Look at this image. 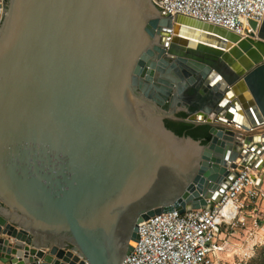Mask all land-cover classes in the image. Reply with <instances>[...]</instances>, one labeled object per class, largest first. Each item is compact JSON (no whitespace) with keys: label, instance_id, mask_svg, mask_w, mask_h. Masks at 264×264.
<instances>
[{"label":"water","instance_id":"water-1","mask_svg":"<svg viewBox=\"0 0 264 264\" xmlns=\"http://www.w3.org/2000/svg\"><path fill=\"white\" fill-rule=\"evenodd\" d=\"M3 4L2 263L121 264L139 224L209 208L237 170L264 167V134H250L264 123V19L242 39L151 0Z\"/></svg>","mask_w":264,"mask_h":264},{"label":"built area","instance_id":"built-area-1","mask_svg":"<svg viewBox=\"0 0 264 264\" xmlns=\"http://www.w3.org/2000/svg\"><path fill=\"white\" fill-rule=\"evenodd\" d=\"M165 16L188 17L210 24L245 39L256 36L264 19V0H151ZM0 14L5 7L0 0ZM251 169L237 170L218 203L206 209L180 213L172 210L150 217L138 226V239L121 264H219V243L223 226L234 223L242 207V197L255 195ZM236 205V212L225 206Z\"/></svg>","mask_w":264,"mask_h":264},{"label":"rangeland","instance_id":"rangeland-1","mask_svg":"<svg viewBox=\"0 0 264 264\" xmlns=\"http://www.w3.org/2000/svg\"><path fill=\"white\" fill-rule=\"evenodd\" d=\"M250 134H264V126ZM251 172L262 181L254 196L240 198L237 220L221 228L219 264H264V167Z\"/></svg>","mask_w":264,"mask_h":264},{"label":"trees","instance_id":"trees-1","mask_svg":"<svg viewBox=\"0 0 264 264\" xmlns=\"http://www.w3.org/2000/svg\"><path fill=\"white\" fill-rule=\"evenodd\" d=\"M177 117L185 118V114L179 113ZM164 123L165 127L175 133L177 136L191 137L196 141H200L202 145H206L211 138L209 134L210 127L205 125L193 126L174 121H165Z\"/></svg>","mask_w":264,"mask_h":264},{"label":"bare ground","instance_id":"bare-ground-1","mask_svg":"<svg viewBox=\"0 0 264 264\" xmlns=\"http://www.w3.org/2000/svg\"><path fill=\"white\" fill-rule=\"evenodd\" d=\"M217 35H219V34H217ZM220 36V35H219ZM188 39L189 40H192V41H195V43L197 42V43H201V44H203V45H205V46H208V47H213V48H221V49H223L224 48V46L226 45H222V41L220 40V39H218V38H215V37H211V36H209V37H202V38H200V36H196V38H194V37H188ZM259 125V126H258ZM264 126V123L262 124V123H258L257 125H255V127H251L252 129L251 130H256V129H258L259 127H263ZM252 131V132H253ZM257 135H259V134H256V136ZM257 171V170H256ZM258 172V171H257ZM252 175H254L253 176V183H254V185L257 187V183H256V179H257V175H256V173H253ZM260 180H262V179H260ZM257 181H259V180H257ZM236 205L235 204H228V205H226L225 206V211L226 212H228V211H233V212H236ZM131 244H132V242H131Z\"/></svg>","mask_w":264,"mask_h":264},{"label":"crops","instance_id":"crops-1","mask_svg":"<svg viewBox=\"0 0 264 264\" xmlns=\"http://www.w3.org/2000/svg\"><path fill=\"white\" fill-rule=\"evenodd\" d=\"M259 180V181H257ZM262 180L259 179L258 175H257V179H256V183H257V187L259 186V184L261 183ZM0 264H4L0 261ZM8 264V263H7Z\"/></svg>","mask_w":264,"mask_h":264},{"label":"flooded vegetation","instance_id":"flooded-vegetation-1","mask_svg":"<svg viewBox=\"0 0 264 264\" xmlns=\"http://www.w3.org/2000/svg\"><path fill=\"white\" fill-rule=\"evenodd\" d=\"M178 114H179V113H177V115H178ZM177 115H176V116H177Z\"/></svg>","mask_w":264,"mask_h":264}]
</instances>
